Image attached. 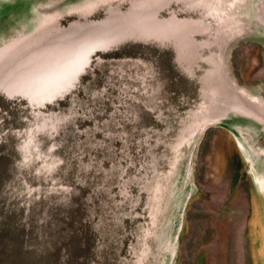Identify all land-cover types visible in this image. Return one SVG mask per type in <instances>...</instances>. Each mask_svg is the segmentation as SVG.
Masks as SVG:
<instances>
[{"label": "rangeland", "instance_id": "374dc122", "mask_svg": "<svg viewBox=\"0 0 264 264\" xmlns=\"http://www.w3.org/2000/svg\"><path fill=\"white\" fill-rule=\"evenodd\" d=\"M79 8L95 14L54 31L86 34L87 48L126 15L125 0H0V47L37 10ZM251 31L228 63L264 96V26ZM123 42L92 54L82 76L57 80L48 89L63 94L57 103L12 101L0 127L13 138L0 154V264H264V126L211 125L191 159L143 141L157 79L133 76L142 64H128Z\"/></svg>", "mask_w": 264, "mask_h": 264}, {"label": "water", "instance_id": "95a60500", "mask_svg": "<svg viewBox=\"0 0 264 264\" xmlns=\"http://www.w3.org/2000/svg\"><path fill=\"white\" fill-rule=\"evenodd\" d=\"M125 2V17L107 18L111 25L109 37L96 35L89 48L84 40L86 34H62L57 38L60 33L54 29L74 14L92 17L94 9L79 8L65 16L59 11L51 16H46L44 10L35 11L38 17L22 25L27 32L0 47V127L7 124L12 101L32 107L42 104V108L57 103L63 94L52 92V96L48 90L57 80L82 76L91 65L92 54L114 43L122 45L123 40L128 64L132 68L142 64L141 74L136 71L133 76L157 79L149 107H143L140 117L142 130L148 136L144 135L143 141L168 142L173 155L188 153L191 159L200 135L211 125L253 128L256 122L264 126L238 111L250 106L252 99L232 75L227 57L232 45L246 37L256 23L249 0ZM101 5L109 8L106 2L94 7ZM37 84L43 86L42 94L36 91ZM169 109L172 113L167 112ZM168 127L181 130L169 133ZM12 141L0 133V154Z\"/></svg>", "mask_w": 264, "mask_h": 264}, {"label": "bare ground", "instance_id": "6f19581e", "mask_svg": "<svg viewBox=\"0 0 264 264\" xmlns=\"http://www.w3.org/2000/svg\"><path fill=\"white\" fill-rule=\"evenodd\" d=\"M257 11H258V13H257V21H256V23L253 26L254 28H257L259 24H260V26H264V0H259L258 1ZM251 32L252 31H250L247 35L251 36V35L255 34L254 32L253 33H251ZM22 45H23L22 47H25V48L28 47V44H22ZM245 88L247 89L246 91H247L248 95L252 99V104L250 106H247L245 109H240L238 111L240 113L244 114V115H247V116H250V117H253V118L257 119L261 123L264 124V96L252 92L247 87H245ZM244 93H246V92H244ZM240 142H242V141H240ZM244 147H246L245 144H244ZM262 158H264V155H262Z\"/></svg>", "mask_w": 264, "mask_h": 264}, {"label": "crops", "instance_id": "0c3cea01", "mask_svg": "<svg viewBox=\"0 0 264 264\" xmlns=\"http://www.w3.org/2000/svg\"><path fill=\"white\" fill-rule=\"evenodd\" d=\"M240 1V0H239ZM258 1L259 0H249V4H250V14H251V16L256 20L257 19V13H258V11H257V3H258ZM257 21V20H256ZM242 40V39H241ZM238 41H240V40H238ZM237 41V42H238ZM237 42H235L233 45H235ZM233 45H232V47H233ZM231 47V48H232ZM230 48V49H231Z\"/></svg>", "mask_w": 264, "mask_h": 264}]
</instances>
